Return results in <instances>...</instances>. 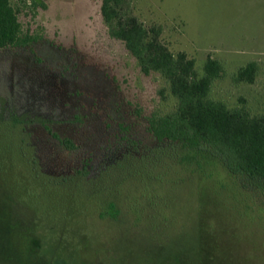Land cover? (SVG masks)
<instances>
[{
	"label": "rangeland",
	"instance_id": "rangeland-1",
	"mask_svg": "<svg viewBox=\"0 0 264 264\" xmlns=\"http://www.w3.org/2000/svg\"><path fill=\"white\" fill-rule=\"evenodd\" d=\"M43 1L35 16H18L22 30L41 39L0 50V264H264V192L238 194L214 166H204L210 177L201 183H160L158 216L148 210L146 220L134 193L129 206L109 189L101 208L114 202L122 223L132 218L116 226L99 219V179L81 182L76 171L127 153L139 165L156 146L146 118L175 101L159 75H143L109 37L101 0ZM134 12L145 26H160L161 41L194 59L199 74L208 57L221 63L210 99L264 113V0H135ZM249 62L258 66L253 82L235 81ZM47 128L76 148L57 147ZM56 171L70 178L67 187L48 181ZM24 229L38 246L56 245L59 259L28 253Z\"/></svg>",
	"mask_w": 264,
	"mask_h": 264
},
{
	"label": "trees",
	"instance_id": "trees-1",
	"mask_svg": "<svg viewBox=\"0 0 264 264\" xmlns=\"http://www.w3.org/2000/svg\"><path fill=\"white\" fill-rule=\"evenodd\" d=\"M134 1L101 0L102 22L109 37L123 44L143 75L154 73L160 76L175 106L165 114L152 113L146 118L147 132L155 139L156 146L140 157L142 161L139 165L127 160L134 158L129 153L123 155L119 162L110 158L103 160L99 170L95 168L96 171L88 167L86 161L76 171L81 182L90 183L99 179L96 184L99 186L100 208L101 196L109 189L108 194L124 196L129 206L132 202L130 194L134 193L138 211L144 220L150 212L158 216L157 206H154L157 205L158 190L185 182V185H189L193 179L201 183L210 177L205 175L206 166H214L223 172L225 181L238 194L248 196L253 191L264 192V113L254 116L244 106L229 109L222 102L210 99L211 86L223 71L221 63L208 57L199 74L194 59L184 53L172 54L161 41L160 26L147 27L138 19L134 12ZM19 3L18 6L10 0H0V50H26L41 39L39 34L24 32L18 16L22 10L35 16L38 9H46L44 1L24 0ZM257 70V63L249 62L237 70L235 81L252 83ZM160 94L163 96V90ZM47 131L62 150L72 151L76 148L69 138H61L49 128ZM134 166L137 168L134 169ZM185 168H191L190 172H183ZM48 176V181L57 187H67L70 181L58 171ZM112 179L117 180L116 185L109 188ZM132 183L139 184L141 188L131 189ZM160 183L170 187L160 189ZM125 185L130 189L124 192ZM140 198L146 201L144 205ZM105 206L101 208L99 219L112 220L115 226L130 222L132 214L122 223V213L114 202ZM24 234L29 239L28 253L50 255L53 263L59 259L56 245L46 242L38 246L25 229ZM27 236L24 237L26 240Z\"/></svg>",
	"mask_w": 264,
	"mask_h": 264
}]
</instances>
